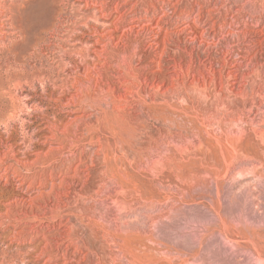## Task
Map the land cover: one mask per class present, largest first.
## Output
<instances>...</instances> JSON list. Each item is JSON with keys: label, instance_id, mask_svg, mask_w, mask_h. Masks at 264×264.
Here are the masks:
<instances>
[{"label": "rangeland", "instance_id": "374dc122", "mask_svg": "<svg viewBox=\"0 0 264 264\" xmlns=\"http://www.w3.org/2000/svg\"><path fill=\"white\" fill-rule=\"evenodd\" d=\"M0 264H264V0H0Z\"/></svg>", "mask_w": 264, "mask_h": 264}]
</instances>
